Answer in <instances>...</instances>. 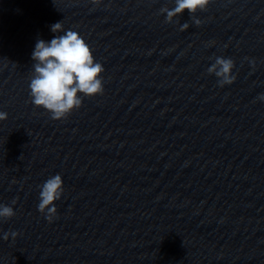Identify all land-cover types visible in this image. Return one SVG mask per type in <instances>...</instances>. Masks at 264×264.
I'll return each mask as SVG.
<instances>
[{"label": "water", "instance_id": "water-1", "mask_svg": "<svg viewBox=\"0 0 264 264\" xmlns=\"http://www.w3.org/2000/svg\"><path fill=\"white\" fill-rule=\"evenodd\" d=\"M173 6L0 0V204L16 211L0 264H264V0L167 23ZM58 22L104 68L103 94L59 120L29 96ZM217 56L234 61L230 85L207 71ZM57 173L49 222L38 186Z\"/></svg>", "mask_w": 264, "mask_h": 264}, {"label": "clouds", "instance_id": "clouds-1", "mask_svg": "<svg viewBox=\"0 0 264 264\" xmlns=\"http://www.w3.org/2000/svg\"><path fill=\"white\" fill-rule=\"evenodd\" d=\"M211 0H173V7L161 8L167 23L188 10L190 15L203 11ZM194 23L199 26L201 20ZM189 25L182 24L181 31ZM51 31L57 33L50 41L40 39L32 52V76L29 82L31 103L49 112L53 119H63L82 106L85 96L93 97L103 94L104 68L95 61L93 52L85 39L76 31L63 29L61 22L51 26ZM234 61L230 58L217 56L207 68L209 74L217 78L218 86L230 85L235 80L233 72ZM264 101V94L258 96ZM6 113L0 112V120L6 118ZM39 203L37 210L51 222L57 216L55 201L61 199L64 193L63 180L59 173L49 176L39 185ZM12 205L0 204V219H11L16 211ZM9 235L15 239L17 233H4V239Z\"/></svg>", "mask_w": 264, "mask_h": 264}]
</instances>
